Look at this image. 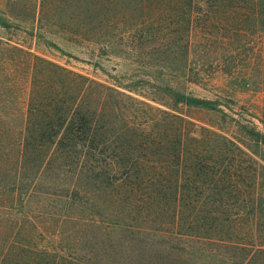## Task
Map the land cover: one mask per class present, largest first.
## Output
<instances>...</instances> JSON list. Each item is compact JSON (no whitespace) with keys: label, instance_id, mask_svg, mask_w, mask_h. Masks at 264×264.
Returning a JSON list of instances; mask_svg holds the SVG:
<instances>
[{"label":"rangeland","instance_id":"rangeland-1","mask_svg":"<svg viewBox=\"0 0 264 264\" xmlns=\"http://www.w3.org/2000/svg\"><path fill=\"white\" fill-rule=\"evenodd\" d=\"M228 5L0 0V119L20 118L50 70L59 88L87 85V102L111 123L115 149L133 153L147 173L132 186L104 179L96 191L84 173L75 179L71 203L59 208V224L43 223L45 208L29 206L34 221L48 228L41 247L62 260L91 264H221L222 254L234 256L232 249L214 250L195 238L196 213L180 212L170 196L176 184L193 178L173 174L176 165L165 149L180 134L194 137L205 127L245 151L257 150L240 124L261 128L257 119L264 120V29L253 18L258 9ZM218 98L222 112L181 102Z\"/></svg>","mask_w":264,"mask_h":264},{"label":"trees","instance_id":"trees-1","mask_svg":"<svg viewBox=\"0 0 264 264\" xmlns=\"http://www.w3.org/2000/svg\"><path fill=\"white\" fill-rule=\"evenodd\" d=\"M237 5L258 9L253 18L264 29V0H229L230 9ZM45 73L30 101L20 108V118L0 119V154L12 153L11 159L0 157V264H91L62 260L41 247L39 239H44L48 228L34 221L35 209L29 206L45 208L43 223L59 224L64 218L59 208L71 203L79 186L75 179L84 173L90 174L95 191L104 179L132 186L147 173L141 159L115 149L111 123L87 102L86 84L78 91L67 86L69 83L67 88H59L50 77L55 73ZM181 102L222 112L220 98ZM257 120L261 128L254 122L240 124L257 150L246 147L245 151L205 127L194 137L180 134L171 150L165 148L173 158L170 164L176 165L173 174L193 178L189 185L176 184L174 196H170L178 202L180 212L190 209L196 213L195 238L214 250L235 251L228 258L222 254L226 260H219L221 264H264V120ZM67 218V222L73 220Z\"/></svg>","mask_w":264,"mask_h":264}]
</instances>
